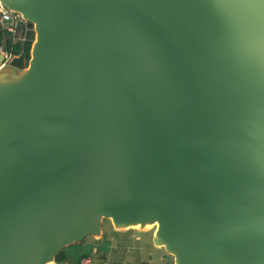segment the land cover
<instances>
[{
  "label": "water",
  "instance_id": "95a60500",
  "mask_svg": "<svg viewBox=\"0 0 264 264\" xmlns=\"http://www.w3.org/2000/svg\"><path fill=\"white\" fill-rule=\"evenodd\" d=\"M0 3L33 31L0 47V264L102 218L172 264H264V0Z\"/></svg>",
  "mask_w": 264,
  "mask_h": 264
},
{
  "label": "crops",
  "instance_id": "0c3cea01",
  "mask_svg": "<svg viewBox=\"0 0 264 264\" xmlns=\"http://www.w3.org/2000/svg\"><path fill=\"white\" fill-rule=\"evenodd\" d=\"M152 230V227L135 226L115 229L109 225L101 229L99 236H87L79 243L66 246L62 257L54 263L76 264L81 254H87L95 256L97 264H147L148 261L152 264H172V256H162V248L152 243ZM129 238L132 243L127 244Z\"/></svg>",
  "mask_w": 264,
  "mask_h": 264
},
{
  "label": "built area",
  "instance_id": "2783aa9c",
  "mask_svg": "<svg viewBox=\"0 0 264 264\" xmlns=\"http://www.w3.org/2000/svg\"><path fill=\"white\" fill-rule=\"evenodd\" d=\"M0 19L7 20L5 28L11 33L13 39L23 40L26 36V31L32 27L27 25V21L23 19L18 12L9 10L0 3ZM3 51V50H2ZM3 53L10 57L11 55L3 51ZM76 264H97L91 255H82L78 258Z\"/></svg>",
  "mask_w": 264,
  "mask_h": 264
},
{
  "label": "trees",
  "instance_id": "16d2710c",
  "mask_svg": "<svg viewBox=\"0 0 264 264\" xmlns=\"http://www.w3.org/2000/svg\"><path fill=\"white\" fill-rule=\"evenodd\" d=\"M29 27L31 24L26 22ZM33 38L32 28L26 31V36L23 40L13 39L11 33L6 30L5 27L0 26V47L1 49L9 55H19L21 54L24 59L28 58V52L31 40ZM65 247L57 252L53 258L54 261L59 260L62 257V253ZM87 255V254H81Z\"/></svg>",
  "mask_w": 264,
  "mask_h": 264
},
{
  "label": "rangeland",
  "instance_id": "374dc122",
  "mask_svg": "<svg viewBox=\"0 0 264 264\" xmlns=\"http://www.w3.org/2000/svg\"><path fill=\"white\" fill-rule=\"evenodd\" d=\"M109 225H111V222H110V220L109 219H107V218H102L101 219V229L102 228H105V227H109ZM112 226V225H111ZM153 228V227H152ZM126 242H128L127 244H129V243H132V239H127L126 240ZM155 252V251H154ZM163 253V252H162ZM156 256V255H155ZM93 258H94V260H95V256H93ZM110 264H112V263H110ZM118 264V263H117Z\"/></svg>",
  "mask_w": 264,
  "mask_h": 264
}]
</instances>
